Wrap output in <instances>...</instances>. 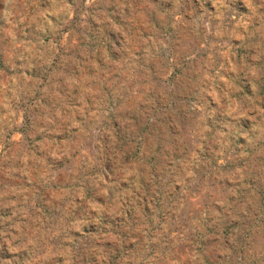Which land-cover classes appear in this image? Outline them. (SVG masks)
Returning <instances> with one entry per match:
<instances>
[{"label": "rangeland", "instance_id": "374dc122", "mask_svg": "<svg viewBox=\"0 0 264 264\" xmlns=\"http://www.w3.org/2000/svg\"><path fill=\"white\" fill-rule=\"evenodd\" d=\"M0 264H264V0H0Z\"/></svg>", "mask_w": 264, "mask_h": 264}]
</instances>
